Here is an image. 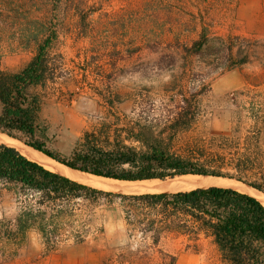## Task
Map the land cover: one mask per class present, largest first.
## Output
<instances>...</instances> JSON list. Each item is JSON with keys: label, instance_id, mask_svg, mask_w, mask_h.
<instances>
[{"label": "trees", "instance_id": "trees-1", "mask_svg": "<svg viewBox=\"0 0 264 264\" xmlns=\"http://www.w3.org/2000/svg\"><path fill=\"white\" fill-rule=\"evenodd\" d=\"M54 25L52 21L45 24L47 28L40 32L45 36L40 39L37 34L31 36L35 51L23 67L17 71L0 69V133L61 165L95 176L122 181H165L189 174L207 175L235 180L264 194V146L260 140L264 90L260 83L233 93L235 108L229 110L232 116L229 133L179 140V134L189 130L197 117V98L209 90L208 85L186 89L182 82L171 89H176L175 93L166 94L161 106L145 90L142 99L145 102L133 105V110L145 115L144 122H136L133 128H119L120 134L114 136L110 129L86 131L65 153L50 148L48 128L41 119L44 103L41 89L56 77L49 53L57 38ZM214 40L218 42L209 45V28L202 26L190 43L174 40L167 44L179 48L185 57L222 58L224 71L255 61L245 44L246 38L227 35L214 36ZM148 45L152 51L156 50L152 44ZM137 51L132 50V54ZM166 53L154 61L159 69L177 63L173 53ZM157 110L162 114H157ZM242 117L250 121L244 132ZM121 132L126 133L124 138L132 144L124 143ZM0 191L13 193L18 203L14 220L0 222V238L17 245L31 229L39 232L48 250L69 240L83 242L82 230L75 227L68 232L61 230L65 220L73 223L75 217L70 202L111 196L121 201L128 237L137 234L145 245L143 252L132 256L135 262L130 260L128 264H176V252L164 248L163 241L200 235L211 239L219 264H264V205L232 187L212 185L176 192L115 193L51 171L17 148L0 143Z\"/></svg>", "mask_w": 264, "mask_h": 264}, {"label": "rangeland", "instance_id": "rangeland-1", "mask_svg": "<svg viewBox=\"0 0 264 264\" xmlns=\"http://www.w3.org/2000/svg\"><path fill=\"white\" fill-rule=\"evenodd\" d=\"M49 21L57 32L49 48L56 77L41 89V119L48 128L49 147L64 153L86 131L110 129L114 136L119 128L144 122L145 115L133 105L145 102V90L161 106L182 82L186 89L208 85L197 98L198 114L190 129L179 134L181 142L229 133L233 93L258 82L264 90V69L253 62L224 71L222 58L185 57L167 44H188L207 26L209 45L218 42L214 36H241L251 57L262 60L264 0H0V69L23 67L35 51L31 36H45L40 32ZM166 52L173 53L177 63L159 69L154 61ZM241 121L244 132L250 121ZM125 136L121 132L124 143L132 144ZM260 140L264 146V125ZM115 193L158 192L137 188ZM69 208L75 213L73 223L65 220L61 230H82L83 242L69 240L48 250L39 232L31 229L18 245L0 238V264H128L144 251L137 234L128 237L118 198L74 199ZM17 212L16 195L0 191V222L13 221ZM162 246L176 252V264H219L214 244L203 235L168 238Z\"/></svg>", "mask_w": 264, "mask_h": 264}, {"label": "bare ground", "instance_id": "bare-ground-1", "mask_svg": "<svg viewBox=\"0 0 264 264\" xmlns=\"http://www.w3.org/2000/svg\"><path fill=\"white\" fill-rule=\"evenodd\" d=\"M0 143H5L17 148L23 155H25L31 160L40 163L51 171L57 172L78 182L105 191L131 193L134 189L138 188L146 192H176L181 190H190L196 187H208L214 185L232 187L241 192L248 193L257 198L264 205V194L262 192L257 191L246 184L231 179L218 178L207 175L203 176L189 174L175 177L173 179H168L165 181H161L158 179L142 181L115 180L111 178L94 176L92 174L70 169L64 165L55 162L51 158L42 154L41 152L24 145L17 139L11 138L3 133H0Z\"/></svg>", "mask_w": 264, "mask_h": 264}, {"label": "crops", "instance_id": "crops-1", "mask_svg": "<svg viewBox=\"0 0 264 264\" xmlns=\"http://www.w3.org/2000/svg\"><path fill=\"white\" fill-rule=\"evenodd\" d=\"M253 63H255V65H257V66H259V67H261V68L264 69V65H263L264 64V59H262L261 61H259L258 59H256L255 61H253ZM260 63H262V64H260ZM246 64H249V63H246ZM260 84H262V83H260ZM260 86H262V85H260Z\"/></svg>", "mask_w": 264, "mask_h": 264}, {"label": "water", "instance_id": "water-1", "mask_svg": "<svg viewBox=\"0 0 264 264\" xmlns=\"http://www.w3.org/2000/svg\"><path fill=\"white\" fill-rule=\"evenodd\" d=\"M43 154V153H42ZM46 156V155H45ZM48 157V156H47ZM50 158V157H49ZM52 159V158H51ZM53 160V159H52ZM55 161V160H54ZM55 162H57V161H55ZM60 164V163H59ZM65 166V165H64ZM95 176V175H94ZM214 177V176H213ZM104 178H106V177H104ZM218 178H223V177H218ZM225 179H228V178H225Z\"/></svg>", "mask_w": 264, "mask_h": 264}]
</instances>
